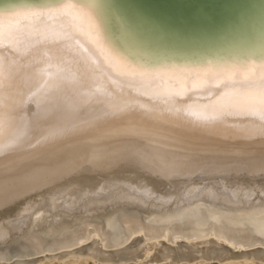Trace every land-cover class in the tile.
<instances>
[{
    "label": "bare ground",
    "instance_id": "6f19581e",
    "mask_svg": "<svg viewBox=\"0 0 264 264\" xmlns=\"http://www.w3.org/2000/svg\"><path fill=\"white\" fill-rule=\"evenodd\" d=\"M215 1H196L187 18L144 0L77 3L133 67L259 72L264 0ZM63 2L0 0V14ZM4 55L22 65L4 97L5 135L22 144L0 155V264H264V123L189 114L222 88L177 84L165 97L105 87V97L78 71ZM34 71L54 81L43 95Z\"/></svg>",
    "mask_w": 264,
    "mask_h": 264
},
{
    "label": "snow or ice",
    "instance_id": "6c2138e0",
    "mask_svg": "<svg viewBox=\"0 0 264 264\" xmlns=\"http://www.w3.org/2000/svg\"><path fill=\"white\" fill-rule=\"evenodd\" d=\"M46 49H51L52 54L49 55ZM5 51L31 61L33 70L49 65L56 66L61 73L78 71L82 77L93 79L98 86L93 94L105 97V87L135 88L144 96L165 97L179 95L183 91L177 88V84H186L189 90L204 92L210 90L209 86L220 87V94L192 106L189 114L193 119L209 124L243 112L264 123V67L259 72L247 64L239 69L233 67L230 71L207 66L187 71L133 67L108 45L101 23L91 8L77 3V0H64L52 8L34 9L7 17L0 14V155L22 144L19 134L9 131L5 135V90L12 87L7 82L13 80L22 67L6 57ZM105 69L109 71L105 72ZM164 72L167 76L158 75ZM174 72H180V75H174ZM32 79L35 93L40 95L47 91L45 85L54 83L49 82L42 71H34ZM117 95L122 96L123 93ZM109 103L120 107L112 101ZM58 134V130H53L50 136Z\"/></svg>",
    "mask_w": 264,
    "mask_h": 264
},
{
    "label": "water",
    "instance_id": "95a60500",
    "mask_svg": "<svg viewBox=\"0 0 264 264\" xmlns=\"http://www.w3.org/2000/svg\"><path fill=\"white\" fill-rule=\"evenodd\" d=\"M148 2L154 10L160 12V13H166L173 17H180L185 16L190 17L192 15V12L197 8V2H205L207 3V7L211 6L209 5V0H195L191 2H187V0H150L151 2L144 0ZM197 1V2H196ZM222 0H216L214 3L218 4L221 3ZM217 6V7H218Z\"/></svg>",
    "mask_w": 264,
    "mask_h": 264
}]
</instances>
